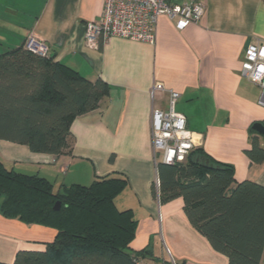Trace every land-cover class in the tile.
<instances>
[{"label":"crops","instance_id":"0c3cea01","mask_svg":"<svg viewBox=\"0 0 264 264\" xmlns=\"http://www.w3.org/2000/svg\"><path fill=\"white\" fill-rule=\"evenodd\" d=\"M199 1L205 14L184 29L160 15L154 44L113 37L91 49L85 24L101 19L105 0H0V31L9 35L10 49L34 34L49 44L56 61L111 86L98 109L71 122L70 149L58 155L38 153L0 139V159L18 172L46 177L55 190L126 176L129 185L117 203L132 209L138 220L131 249L150 251L143 264H167L166 247L179 264H229L191 224L182 197L160 199L151 115L154 105L166 109L168 104L164 99L153 102L155 81L179 92L176 109L186 116L190 130L202 134L199 149L231 164L237 181L264 185V162L251 163L245 153L253 124L264 123L262 90L241 74L248 44L264 42V0ZM56 235L50 226L27 224L0 211V261L12 263L22 249L43 250Z\"/></svg>","mask_w":264,"mask_h":264},{"label":"trees","instance_id":"16d2710c","mask_svg":"<svg viewBox=\"0 0 264 264\" xmlns=\"http://www.w3.org/2000/svg\"><path fill=\"white\" fill-rule=\"evenodd\" d=\"M110 90L105 80L91 81L53 54L35 53L26 43L12 48L0 54V139L61 154L72 146L71 122L98 109ZM250 134L245 153L251 163H263L262 135L253 126ZM157 172L161 201L182 197L191 224L229 264H264V185L237 181L231 164L199 148L184 162H159ZM128 185L126 176L113 175L55 190L46 177L0 159L1 213L57 230L45 249H22L12 263L0 264H143L150 251L131 249L138 220L117 203Z\"/></svg>","mask_w":264,"mask_h":264},{"label":"built area","instance_id":"2783aa9c","mask_svg":"<svg viewBox=\"0 0 264 264\" xmlns=\"http://www.w3.org/2000/svg\"><path fill=\"white\" fill-rule=\"evenodd\" d=\"M206 6L199 0H105L99 21L89 20L85 24L84 38L88 48L98 49L113 37L154 44L157 38L159 16L167 15L179 29L198 23L205 14ZM26 47L40 55H49L47 42L32 34ZM241 74L260 86L262 93L259 104L264 106V42L256 39L245 49ZM150 95L155 102L167 101L166 109L153 106L151 115L152 147L156 165L159 162L175 164L186 161L203 140L202 134L187 126V118L176 109L179 92L168 89L162 82H154ZM156 185L160 187L157 177ZM167 264H179L166 247Z\"/></svg>","mask_w":264,"mask_h":264},{"label":"rangeland","instance_id":"374dc122","mask_svg":"<svg viewBox=\"0 0 264 264\" xmlns=\"http://www.w3.org/2000/svg\"><path fill=\"white\" fill-rule=\"evenodd\" d=\"M3 26V25H2ZM3 28H1L2 30ZM11 41L9 35H7L3 30L2 32L0 31V54L6 52L8 49H10V45L9 42ZM18 46H15V48ZM165 252H166V248H165ZM168 257L164 254L163 258Z\"/></svg>","mask_w":264,"mask_h":264},{"label":"water","instance_id":"95a60500","mask_svg":"<svg viewBox=\"0 0 264 264\" xmlns=\"http://www.w3.org/2000/svg\"><path fill=\"white\" fill-rule=\"evenodd\" d=\"M253 128L258 132L259 135L264 136V123L262 122H256L253 125ZM61 207V202H57L54 206V209H60Z\"/></svg>","mask_w":264,"mask_h":264}]
</instances>
